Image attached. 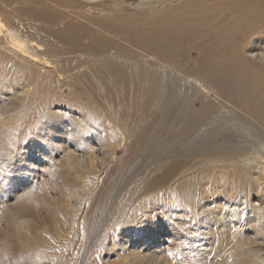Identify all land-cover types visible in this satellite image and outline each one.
I'll return each mask as SVG.
<instances>
[{
    "label": "bare ground",
    "instance_id": "6f19581e",
    "mask_svg": "<svg viewBox=\"0 0 264 264\" xmlns=\"http://www.w3.org/2000/svg\"><path fill=\"white\" fill-rule=\"evenodd\" d=\"M8 71L17 84L4 80ZM89 79L117 95L115 107L104 104V120L120 136L118 148L124 137L112 120L121 114L122 97L129 95L131 119L149 112L150 102L172 97L163 121L169 138L214 140L216 146L196 156L220 172L221 183L230 170L235 184L227 202L205 210L212 219L204 223L223 220L230 240L216 251L243 255L244 227L264 242V0H0V89L10 100L23 99L30 86L54 87L62 96L61 85L81 83L87 94ZM138 119L128 137L139 129ZM68 127L56 133H87ZM139 132L138 140L146 137L145 128ZM181 164L162 161L143 187L161 186ZM173 194L172 202L183 208L188 194ZM153 213L119 235L129 242L144 236L146 227L154 232ZM254 253L264 256V248Z\"/></svg>",
    "mask_w": 264,
    "mask_h": 264
},
{
    "label": "rangeland",
    "instance_id": "374dc122",
    "mask_svg": "<svg viewBox=\"0 0 264 264\" xmlns=\"http://www.w3.org/2000/svg\"><path fill=\"white\" fill-rule=\"evenodd\" d=\"M9 78L17 84L10 71L4 80ZM88 83L87 94L81 83L61 85L62 96L54 87L30 86L17 100L0 89V264L11 258L13 264H264L262 252L254 253L264 248L260 235L253 237L244 227V254L229 257L216 251L230 246L223 220L204 223L212 219L205 210L227 202L235 187L230 170L221 183L220 172L196 156L218 143L181 135L172 141L163 122L169 96L156 106L150 102V111L139 119L136 115L134 131L139 129L128 137L134 119L126 94L119 112L130 120L123 122L121 114L112 120L124 137L118 148L120 136L104 120L109 112L104 104L115 107L117 95L101 89L96 79ZM65 125L87 133H56ZM144 128L146 137L138 140ZM175 158L181 167L161 186L143 187L158 164ZM174 192L188 194L183 208L172 202ZM149 211L158 222L154 232L146 227L136 241L122 239L119 234L128 233L133 220L148 217ZM133 242L140 246L135 249ZM254 255L261 256L256 263Z\"/></svg>",
    "mask_w": 264,
    "mask_h": 264
}]
</instances>
